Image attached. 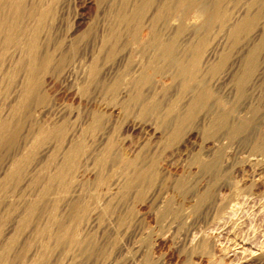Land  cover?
I'll return each instance as SVG.
<instances>
[{"label":"rangeland","instance_id":"1","mask_svg":"<svg viewBox=\"0 0 264 264\" xmlns=\"http://www.w3.org/2000/svg\"><path fill=\"white\" fill-rule=\"evenodd\" d=\"M172 3L156 34L167 20L188 50L140 79L134 58L98 64L89 85L80 65L28 81L0 37L3 264H264V1ZM92 13L69 1L61 31ZM74 142L71 170L50 182Z\"/></svg>","mask_w":264,"mask_h":264},{"label":"bare ground","instance_id":"2","mask_svg":"<svg viewBox=\"0 0 264 264\" xmlns=\"http://www.w3.org/2000/svg\"><path fill=\"white\" fill-rule=\"evenodd\" d=\"M69 1L71 0H0V37L4 38L2 43L7 46L5 48L8 49V55L17 56L24 66L22 73L26 80L38 78L51 66L62 68L61 72L66 74L80 65L84 83L89 85L92 77L99 71L98 64L102 63L103 67L108 62L118 60V66L124 63L130 65L134 58L139 74L132 78L140 79L147 75V67L152 62L167 60L171 55L188 50L179 51L169 42L167 20L163 27L165 32L161 30L156 34L157 22L168 16L173 0H88L93 6L94 15L89 18L84 30L74 34L61 31L62 23L58 16L69 5ZM193 8L195 12L203 13L202 7L195 5ZM236 28H232L233 34ZM142 30H146L147 35L143 40H139L138 34ZM81 51H84V57L76 62V56ZM191 59L190 69L196 71L200 66L199 54L196 53ZM238 84L240 92L243 83ZM195 99L189 104L192 105ZM181 119L182 117H179L177 121ZM240 130L241 126L234 128L235 132ZM257 150H264V140ZM81 151L80 142H74L67 147L62 161L57 165L54 174L48 178L50 182L62 181ZM201 168L205 171L207 166L202 164ZM145 174L146 170H139L136 178L140 180ZM36 208V204L31 205L27 213L31 216ZM5 258L3 253L0 254V264L5 262Z\"/></svg>","mask_w":264,"mask_h":264}]
</instances>
